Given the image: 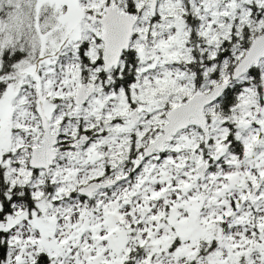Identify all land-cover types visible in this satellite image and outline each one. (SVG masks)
Wrapping results in <instances>:
<instances>
[{
  "label": "snow or ice",
  "instance_id": "obj_1",
  "mask_svg": "<svg viewBox=\"0 0 264 264\" xmlns=\"http://www.w3.org/2000/svg\"><path fill=\"white\" fill-rule=\"evenodd\" d=\"M0 264H264V0H0Z\"/></svg>",
  "mask_w": 264,
  "mask_h": 264
}]
</instances>
